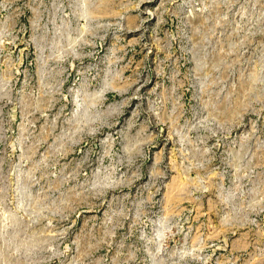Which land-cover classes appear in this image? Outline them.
Masks as SVG:
<instances>
[{"label": "rangeland", "instance_id": "obj_1", "mask_svg": "<svg viewBox=\"0 0 264 264\" xmlns=\"http://www.w3.org/2000/svg\"><path fill=\"white\" fill-rule=\"evenodd\" d=\"M0 264H264V0H0Z\"/></svg>", "mask_w": 264, "mask_h": 264}]
</instances>
